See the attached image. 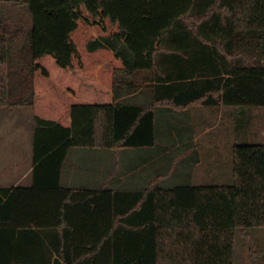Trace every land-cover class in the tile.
Masks as SVG:
<instances>
[{
	"label": "trees",
	"instance_id": "trees-1",
	"mask_svg": "<svg viewBox=\"0 0 264 264\" xmlns=\"http://www.w3.org/2000/svg\"><path fill=\"white\" fill-rule=\"evenodd\" d=\"M19 105L33 167L0 187V264H234L236 230L264 226V143L233 145L226 184L60 182L70 147L153 145L158 108L264 106V0H0Z\"/></svg>",
	"mask_w": 264,
	"mask_h": 264
},
{
	"label": "rangeland",
	"instance_id": "rangeland-1",
	"mask_svg": "<svg viewBox=\"0 0 264 264\" xmlns=\"http://www.w3.org/2000/svg\"><path fill=\"white\" fill-rule=\"evenodd\" d=\"M81 8L90 19L94 18L84 5ZM22 108L26 109L23 114L13 108L0 107V112H8V115H0V186H10L17 175L32 163V119L25 116L30 106ZM154 133V144L146 147L123 148L116 152L101 151L103 148L71 147L69 153L73 154L67 156L70 163L62 168L61 183L91 187L108 185L103 179L113 167L115 176L121 169L127 173L126 183L119 186L123 188L140 187L150 181L163 187L231 183L233 145L264 143V106L191 105L172 110L161 107L156 109ZM95 150L114 156H110V167L106 165L109 157L94 155ZM83 153L85 155L82 156ZM144 153L148 163H137L138 170L134 173L131 168L136 169V154L144 156ZM118 155L122 166L117 164ZM74 161L84 168H97L92 173H89L90 169L71 170L70 165ZM103 162L107 166L105 169L109 168L104 178ZM141 165L144 167L142 170ZM128 167H131V172ZM25 182L23 180L21 184ZM234 264H264V226L251 227L245 233L236 230Z\"/></svg>",
	"mask_w": 264,
	"mask_h": 264
},
{
	"label": "crops",
	"instance_id": "crops-1",
	"mask_svg": "<svg viewBox=\"0 0 264 264\" xmlns=\"http://www.w3.org/2000/svg\"><path fill=\"white\" fill-rule=\"evenodd\" d=\"M82 6V5H81ZM81 10H82V8H81ZM82 13L85 15V16H87V17H89L87 14H85L84 13V11L82 10ZM90 14V13H89ZM90 18V17H89ZM22 106H25V105H19V106H17V107H7V108H13L15 111H17L18 113H25V111H26V109H23L22 108ZM30 106V105H29ZM29 110V112H30V114H29V112H27L26 113V117L27 118H30V120L32 119L31 118V116L30 115H33L34 113H33V107L32 106H30V109H28ZM8 115V112H6L5 110H3V112H0V115ZM31 122H32V120H31ZM71 148V147H70ZM69 148V149H70ZM90 148H94V149H102V148H96V147H90ZM69 149H68V152H67V155H66V158H67V160H66V158H65V160H66V162H65V160H64V164H63V166L64 165H67V164H69L70 163V159L67 157L69 154H73L72 152H70L69 153ZM121 149H123V148H121ZM104 149H102L101 151H103ZM108 150V149H107ZM110 151V150H109ZM86 154H88V153H86ZM137 154H139V152H137ZM136 154V156H137V159H138V161L137 162H134L135 163V166H136V169L134 168V167H128V170L131 172V169H134L135 171H133L134 173H137V171L136 170H138L137 169V167H138V165H137V163L139 164L140 162H144V163H148V158H146L145 157V155H146V153H144V156H141V155H137ZM82 156L83 155H85V153H83V154H81ZM94 155H103V156H105L106 157V155L109 157V160H108V162H107V164L106 165H108L109 166V164H110V156L111 157H113L114 158V156H112V154H108V152H107V154L105 153V152H97V150H95V153H94ZM114 155V154H113ZM118 158H117V164L119 165V164H121V158H120V156L118 155L117 156ZM105 159V158H104ZM72 161V160H71ZM69 162V163H68ZM113 162H115V159H113ZM116 163V162H115ZM114 163V164H115ZM140 165V164H139ZM100 166V165H99ZM121 166H122V164H121ZM32 167H33V164L31 163L24 171H22V173L21 174H19V175H17V177L14 179V181H13V183L10 185V186H12V185H16V184H21V182L23 181V180H26V182H25V184H29L30 183V181H31V170H32ZM70 167H71V170H75V171H89V169H90V171H89V173H92L97 167L96 166H93L92 168H89V167H86V168H84V166L81 164V166L79 165V163H76L75 161L70 165ZM75 167V168H74ZM107 166H105V162H103L102 163V168H103V177L102 178H104V175H107L106 174V171L109 169H105ZM110 167V166H109ZM141 169L140 170H142L144 167H143V165H141ZM63 168V167H62ZM125 168V167H124ZM131 168V169H130ZM105 169V170H104ZM121 169V168H120ZM126 170V169H125ZM113 171H114V167H113V169L111 170V172L106 176V178L105 179H103L104 180V183H106V184H108V185H106V186H110V187H116V188H123V187H119V186H121V185H123V184H125L126 182L124 181V179H125V175H127V173L124 171V169H121V171L119 172V173H117V174H119V175H116L115 176V174L113 173ZM127 171V170H126ZM130 172H128V174L130 173ZM142 173V171L140 172V174ZM72 176H73V174L72 173H70ZM61 175H62V171H61ZM90 176H91V174H90ZM135 180V179H134ZM134 180H132V182H134ZM60 182H61V179H60ZM69 182H71V181H69ZM135 183V182H134ZM149 183V182H148ZM148 183H147V185H148ZM62 184V183H61ZM63 186H69V187H72V186H75V185H69V184H62ZM147 185H143V186H140V187H145V186H147ZM8 185H3V186H0V187H7ZM140 187H124V188H140Z\"/></svg>",
	"mask_w": 264,
	"mask_h": 264
}]
</instances>
